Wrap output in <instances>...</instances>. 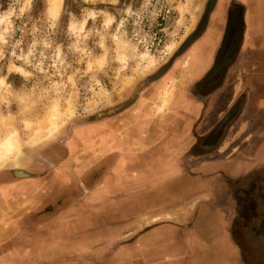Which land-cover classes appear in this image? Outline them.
<instances>
[{
  "label": "crops",
  "instance_id": "0c3cea01",
  "mask_svg": "<svg viewBox=\"0 0 264 264\" xmlns=\"http://www.w3.org/2000/svg\"><path fill=\"white\" fill-rule=\"evenodd\" d=\"M232 1L244 6L243 34L222 85L203 100L192 98L183 88L172 98L161 122H154L153 130L148 128L154 121L146 115L151 111L148 103L142 98L137 100L134 110L123 120L122 129L129 132L126 139L107 146L113 155L123 153L126 172L120 177L126 186L120 188L117 184L115 189H107V181L114 184L120 178L113 170L107 178H99L97 173L92 188L85 181L88 192L83 218L89 223L82 229L83 239L74 242L81 246L78 252L66 251V244L72 243L71 236H50L55 224L43 222L35 213H26L24 189L28 180H14L0 173V264H32L30 259L34 257L28 258L26 251L29 239L48 243L42 254L44 259L52 260L49 264H177L181 260L188 264H211L207 262L211 260L213 264H244L251 253H261L260 262H264V247L260 245L264 244L255 240L260 246L248 248L236 232L238 227L233 228L239 212L235 210L234 198H242L252 180L248 168L255 163V157L264 153V0H222L223 9ZM217 21L211 19L209 28L216 27ZM214 49L208 50L203 71L191 76V81L209 68ZM156 94L149 100H157ZM239 97L240 107L217 147L211 148V156L190 157L186 152L190 143L186 133H210ZM160 132L172 137L162 141L164 135L155 136ZM158 158L173 170L166 176L157 175L153 186H136L137 178L151 176L150 164ZM118 159L113 158L112 162L117 163ZM102 160L97 159L96 165ZM185 177L193 182L183 184L182 192L169 194L162 201L165 195L158 191L161 181H184ZM152 189L159 193L153 198ZM262 192L263 196V186ZM153 216L160 218L152 221ZM25 225L30 229L25 231ZM125 226L131 230L127 240L120 231ZM58 254L60 257L55 259Z\"/></svg>",
  "mask_w": 264,
  "mask_h": 264
},
{
  "label": "rangeland",
  "instance_id": "374dc122",
  "mask_svg": "<svg viewBox=\"0 0 264 264\" xmlns=\"http://www.w3.org/2000/svg\"><path fill=\"white\" fill-rule=\"evenodd\" d=\"M199 13L195 0H61L56 16L51 14L49 0H0V79L4 81L0 85V140L14 132L18 145L16 155L2 162L0 169L18 167L22 157L34 158L38 151L46 155L53 142L60 147L74 123L95 125L110 117L114 108L121 109L129 103L136 84L168 59ZM174 83L175 79L170 78L160 88L159 101L167 95L172 98ZM237 109L238 106L232 116ZM92 129L77 125L74 133L89 145L94 142ZM222 131L215 141L205 137L202 142L206 146L208 142L214 144L224 135ZM211 148L198 150L206 152ZM261 156L255 157V163L248 168L253 190L243 193L242 200L255 199L262 192L264 153ZM96 161L95 155H83V175L95 180L107 166V161L100 165ZM122 162L120 157L112 166L119 177L125 174ZM150 168L151 176L137 178L136 186H153L164 169L166 175L173 170L171 165L158 163H151ZM121 179H115L114 184L107 181V189H115L117 184L124 188L126 184ZM192 182L188 177L176 182L162 180L158 186L165 195L162 201ZM84 184L83 194H87ZM151 192L152 198L159 194L154 189ZM159 218L153 216L151 220ZM84 221L52 229L49 234L59 237L78 232L71 235V242H79L84 224L89 223ZM120 231L127 240L131 230L125 226ZM31 240L26 248L28 258L34 257L30 263H51L41 256L48 243ZM207 262L213 264L212 260ZM177 264L188 263L181 260Z\"/></svg>",
  "mask_w": 264,
  "mask_h": 264
},
{
  "label": "flooded vegetation",
  "instance_id": "af4514ba",
  "mask_svg": "<svg viewBox=\"0 0 264 264\" xmlns=\"http://www.w3.org/2000/svg\"><path fill=\"white\" fill-rule=\"evenodd\" d=\"M195 1L199 5L200 13L197 14L191 30L181 41L182 43L172 50L168 59L161 64V68L159 67L156 70H153L145 80L136 84L133 94L129 97V103L124 105L121 109L114 108L115 111H113L110 117H104L102 121L97 122L95 125L74 123L70 126L67 135L62 139L60 147L57 146V144H54L56 142H53V145L49 146L46 155L45 151H38L34 158L22 157V163L18 167L8 165L0 170V173H5L11 179L28 180L29 185L24 189V205L26 207L28 206L26 213H35L37 218H40L43 222H51V224H55L57 226L56 228L65 227L70 223L75 224V222H79V217L83 214V202L85 200V198L83 199V196L87 195L83 194V182L94 180L90 179L87 175H83V155H95V159H103V163L107 161V166L103 170H99V178H107L111 175L110 171L113 170L112 166L116 163L112 162V159L114 158V160H117L123 156V153H120L118 156L113 155L111 152L112 149L107 146H111V144L117 142L118 139L121 143L126 139L124 136L129 132L126 128L122 129V126L124 125L123 120L129 116L130 111L134 110V106L138 103L137 100H139V98L144 99V102H147L149 105V110L151 111H147L146 115L149 118L151 115V120L154 121L152 122V125L148 126V128L153 130V128H155L153 125L154 122L155 124L161 122L164 117L163 113L167 110V107H169L172 98L178 92H182L183 88L187 90L189 96L192 98L203 100L214 89L222 85L226 71L235 58L237 50L241 44L244 6L240 2L232 1L223 9V6L221 5L222 0ZM213 18L218 19V25L210 29L209 24L212 23L210 21ZM210 48L215 49L212 54V61L209 68L206 69L199 78L191 81V76L203 71L201 68L208 61L210 54V51L208 50ZM158 69H161V71ZM170 78L175 79L174 84L176 85L172 98L170 99L167 95L166 98H161L159 101L160 88L164 86ZM155 93H157L156 95L158 96V99L154 101L149 100ZM163 100L165 101L164 104ZM240 104L241 97L237 98L233 104H231L229 109L225 111L222 117L211 127V130L227 113L233 111L236 106H238L239 109ZM160 105H163L162 112L160 116H156L154 115V109ZM230 121L231 119L227 122L222 132H225ZM207 123L208 120L206 119L205 125ZM77 125H89L94 127L91 131V137L94 138V142L85 145L83 140L74 133V127ZM208 134L209 132L202 134L194 132L188 136V133H186L187 142H190L188 143L189 147L186 152L190 157L211 156L209 153L211 149L205 152L198 150V148L209 146L217 147L223 135L218 139L219 141L217 140L214 144L208 142V146H206L202 140L207 137ZM100 135L101 139L99 140L98 137H100ZM162 135L168 136L165 139L163 138L164 136L161 137ZM155 136H158L159 138L161 137L162 141H168L172 137V134L160 132L156 133ZM183 136H185V134ZM154 137L153 139H155ZM101 152H105L106 155H101ZM153 163L168 165L164 160L159 158ZM146 164H148V161ZM20 171L24 172V174L18 175L17 173ZM124 171L126 172L125 169ZM165 171L166 169L161 172V175H166L164 174ZM49 180H51L50 183L46 185L41 183ZM92 183L94 182L92 181L90 184ZM252 187L253 182H250L244 193L251 192V190H253L251 189ZM29 192H32V194H29ZM262 193L263 192H261V194ZM261 194L258 193L257 198L255 199L249 198L247 200H242L241 198H238L236 200V198H234L235 210L239 212L235 219L237 223L234 221L233 228L235 226L238 227L236 232L240 235L241 240L244 243H247L248 248L252 245H259L257 242H263L264 239L262 233L264 194L263 196ZM28 218L29 217H25V219ZM238 222L240 223L238 224ZM28 227L29 226L25 225V231ZM77 233L78 232L74 234ZM74 234L65 233L59 237L71 236ZM255 234L256 236H254ZM55 235L54 237H58ZM257 236H262L263 238H256ZM260 245L264 247L262 244ZM62 247L64 248V246H61V248ZM56 248L58 249L60 246H56ZM80 248L81 246L76 243L66 244V251L71 249L70 251L78 252ZM46 250L47 249H45L43 254L46 253ZM41 256L43 255L41 254ZM260 258H262L261 253H251L248 254L243 261L244 264H261V262L264 264L263 260L260 262Z\"/></svg>",
  "mask_w": 264,
  "mask_h": 264
},
{
  "label": "bare ground",
  "instance_id": "6f19581e",
  "mask_svg": "<svg viewBox=\"0 0 264 264\" xmlns=\"http://www.w3.org/2000/svg\"><path fill=\"white\" fill-rule=\"evenodd\" d=\"M29 1L30 0H26V3H28ZM60 1L61 0H49L50 11H51V14L53 16H56L58 13ZM3 83H4V81L0 79V85H3ZM165 98H166V96H165ZM164 102L165 101L163 100V104H164ZM162 106L161 107L157 106L154 109V115L159 116L161 114ZM48 130H50V129H48ZM17 148H18V145H17V140L15 138L14 132L8 133L3 139H1L0 140V165L2 164V162H4L10 156L16 155ZM17 174L23 175L24 172L20 171Z\"/></svg>",
  "mask_w": 264,
  "mask_h": 264
},
{
  "label": "water",
  "instance_id": "95a60500",
  "mask_svg": "<svg viewBox=\"0 0 264 264\" xmlns=\"http://www.w3.org/2000/svg\"><path fill=\"white\" fill-rule=\"evenodd\" d=\"M232 114L233 111H230L228 114H226L223 117V119L215 126V128L208 134L206 140H209L211 142L215 141L219 137L227 121L231 118ZM262 227H263L262 233L264 234V219H263Z\"/></svg>",
  "mask_w": 264,
  "mask_h": 264
}]
</instances>
